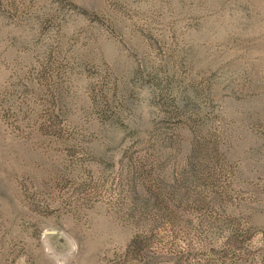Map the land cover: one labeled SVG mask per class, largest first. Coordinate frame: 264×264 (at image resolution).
Instances as JSON below:
<instances>
[{
    "label": "rangeland",
    "instance_id": "rangeland-1",
    "mask_svg": "<svg viewBox=\"0 0 264 264\" xmlns=\"http://www.w3.org/2000/svg\"><path fill=\"white\" fill-rule=\"evenodd\" d=\"M0 264H264V0H0Z\"/></svg>",
    "mask_w": 264,
    "mask_h": 264
}]
</instances>
